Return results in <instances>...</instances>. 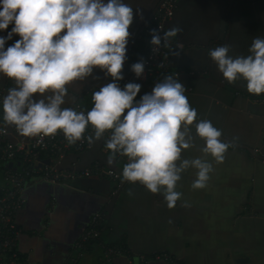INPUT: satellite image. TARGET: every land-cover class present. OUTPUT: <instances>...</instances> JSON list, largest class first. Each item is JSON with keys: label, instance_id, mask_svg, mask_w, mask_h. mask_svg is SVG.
I'll use <instances>...</instances> for the list:
<instances>
[{"label": "crops", "instance_id": "0c3cea01", "mask_svg": "<svg viewBox=\"0 0 264 264\" xmlns=\"http://www.w3.org/2000/svg\"><path fill=\"white\" fill-rule=\"evenodd\" d=\"M161 1L125 0L134 13L139 9L144 16L143 20L134 16L127 55L142 57L147 53L142 27ZM222 20L230 22L231 30L228 36L226 25L219 40ZM13 26L0 30V37H6ZM176 26L182 32L174 38L184 49L177 50L179 58L171 52L170 69L180 76L206 73L210 45L211 49L229 45L230 55H247L253 38H264V0H179L169 23L170 29ZM18 39L13 34L6 40L5 49ZM93 76L96 79L88 77L67 85L68 96L62 107L89 105L93 90L106 78L98 68ZM211 76L234 92L204 80L183 81L185 95L197 110V120L211 121L222 130L223 138L264 157V94H250L243 79L228 83L212 60ZM12 87L14 82L0 74L4 96ZM190 128L194 147L184 150L182 158H203L212 164L206 188H192L197 170L190 167L177 184L181 199L169 208L162 194L157 198L140 183L122 186L110 219L102 220V234L82 250L77 244L94 216L105 208L111 184L106 187L90 178L71 181L67 186L30 183L25 191L26 204L15 214L19 252L30 264H99L106 247L123 251L111 264H139L143 257L155 253H166L182 264H264V161L230 146L224 162L217 164L201 151L205 142ZM107 158L95 142L83 152H69L60 169H82L94 160L107 162Z\"/></svg>", "mask_w": 264, "mask_h": 264}, {"label": "clouds", "instance_id": "9594fccd", "mask_svg": "<svg viewBox=\"0 0 264 264\" xmlns=\"http://www.w3.org/2000/svg\"><path fill=\"white\" fill-rule=\"evenodd\" d=\"M134 16L144 19L143 11L134 13L125 0H0V30L14 24L6 37H0V74L15 84L2 101L3 122L21 136L38 137V143L62 132L67 143L75 145L85 140L90 125L92 134L86 139L92 146L107 133L108 165L117 163V157L127 158L121 182H139L151 193L162 194L173 208L182 197L176 190L182 173L195 168L192 188L204 189L213 172L207 159L182 158L184 150L194 147L190 126L196 122V134L205 142L201 151L217 164L224 162L231 145L211 121L197 120L178 77L166 75L138 101L142 85L120 87ZM181 32L178 26L162 36L159 28L150 30L152 52L169 47L179 58L181 53L171 49V38ZM13 34L20 39L5 49ZM230 51L231 46L222 45L208 54L228 83L243 79L250 94H264V38H253L247 55L232 56ZM145 64L141 59L132 65L136 77H144ZM95 68L112 82L92 94L91 110L62 107L67 85L96 79Z\"/></svg>", "mask_w": 264, "mask_h": 264}, {"label": "built area", "instance_id": "2783aa9c", "mask_svg": "<svg viewBox=\"0 0 264 264\" xmlns=\"http://www.w3.org/2000/svg\"><path fill=\"white\" fill-rule=\"evenodd\" d=\"M179 0H162L151 18L144 26L142 34L147 41L148 49L145 56L138 59H126L122 72L128 74L119 81L123 89L127 83H146L154 87L155 83L162 82L164 76L170 71V51L169 47H160L157 52H152L150 44V30L160 29L161 36L163 32L168 31L169 23L177 9ZM172 50H183L184 45L171 38ZM141 59L146 61L145 73L143 78H138L132 71V65ZM178 72L174 77H179ZM112 82L110 76H106L103 84ZM95 88L98 91L100 87ZM142 90V87H141ZM144 93H151L149 90ZM5 88H0V107L4 98ZM92 93V94H93ZM142 96H137L138 101ZM94 106L93 101L89 105H76L73 107L76 111L87 113ZM0 264H30L28 258L23 256L18 250V240L20 230L15 224V214L21 210L25 204V191L30 183L43 182L49 185H65L69 182L82 178H96L98 180H108L111 184L110 195H114L122 183V173L103 165L101 160H94L89 166L82 169H60L65 156L71 152H83L90 148L86 137L92 134V127L85 132V140L77 142L75 145H69L62 132H58L53 138L45 137L42 143H38L37 138L21 136L14 126H5L3 117L0 116ZM105 138L97 141L100 145L101 153L108 157L109 150L105 147ZM48 160V163L46 161ZM117 164L124 166L127 163L126 157H117ZM12 163V167L8 165ZM19 163V165H17ZM102 216L96 214L92 220V225L82 234L78 249H84L89 241L97 239L103 232ZM123 251L118 247H106L103 258L99 264H111L115 256L122 255ZM151 261H161L166 264H182L180 259L174 258L166 253H155L149 258H142L139 264H148Z\"/></svg>", "mask_w": 264, "mask_h": 264}, {"label": "water", "instance_id": "95a60500", "mask_svg": "<svg viewBox=\"0 0 264 264\" xmlns=\"http://www.w3.org/2000/svg\"><path fill=\"white\" fill-rule=\"evenodd\" d=\"M229 3H230V0H227ZM156 9H157V7L153 10V12L149 15V17H148V19L146 20V24L151 20V18L153 17V15H154V13H155V11H156ZM144 23V24H145ZM145 24V25H146ZM145 25H143V27H142V29L144 28V26ZM226 25H227V31H226V33L228 34V36H229V34H230V30H231V24H230V22L228 21H224V20H222L221 21V33H220V35H219V40H222V38H223V32L225 31V27H226ZM226 43V41L223 43V44H225ZM131 45H132V43L131 44H129V46H127V53H128V50L130 49V47H131ZM211 46L212 45H210V47H209V49H208V53H209V51L211 50ZM122 75L123 76H125V77H129L128 76V74H126V73H123L122 72ZM178 79H179V81L181 82V81H185V80H204V81H206V82H208L209 84H212V85H214V86H216V87H218V88H222V89H225V90H228V91H231V92H234L231 88H229L228 86H226L225 84H223L222 82H217V81H215L213 78H212V76H211V60H210V56H208V60H207V72L206 73H191V74H188V75H183V76H179L178 77ZM135 83H138V84H140V85H142V90L137 94V96H143L144 94V90L143 89H145V90H149L150 92L152 91V89H153V87H151V86H149L148 84H146V83H140V82H137V81H134ZM195 123L196 122H194V124L192 125V127L196 130V128H195ZM9 127V126H8ZM221 139L224 141V142H227V143H229L232 147H235V148H239V149H242V150H245V151H247L248 153H250V154H252V155H255L256 157H258L259 159H261V160H263L264 161V157H261V156H259L257 153H256V151L255 150H253V149H250V148H246V147H244V146H242V145H239L238 143H236V142H233V141H230V140H226L225 138H223V137H221ZM46 163H48V160L46 161ZM17 165H19V163H17ZM8 167H12V163H10L9 165H8ZM60 167V166H59ZM98 181H106V182H109L108 180H105V179H103V180H98ZM71 183L72 182H69V184L68 185H71ZM110 183V182H109ZM129 182H124V184H123V186L125 185V184H128ZM130 184H132V183H130ZM135 184H139V182H136ZM141 185V184H140ZM141 186H143V185H141ZM144 187V186H143ZM122 188L123 187H121V188H119L118 189V191L114 194V195H111V197H110V199L108 200V202H107V204H106V206H105V208H103V210H102V212H101V216H102V218L104 219H106L107 221L110 219V216H111V213H112V210H113V208H114V206H115V203H116V201H117V198H118V196H119V194H120V191L122 190ZM145 188V187H144ZM157 198H159V195L158 194H154Z\"/></svg>", "mask_w": 264, "mask_h": 264}, {"label": "trees", "instance_id": "16d2710c", "mask_svg": "<svg viewBox=\"0 0 264 264\" xmlns=\"http://www.w3.org/2000/svg\"><path fill=\"white\" fill-rule=\"evenodd\" d=\"M145 56V55H144ZM143 57V56H142ZM134 59H138V58H140V57H133ZM127 59H131V56L130 55H127ZM174 73H176V72H173L171 69H170V71L168 72V74L167 75H172V76H174ZM165 77V76H164ZM188 81V80H187ZM181 82H183V81H181ZM186 88V87H185ZM0 109H1V107H0ZM82 179H88V178H82ZM90 179H94V180H92L93 182L94 181H98V179H96V178H90ZM98 182H100V183H102V185H104V186H106V187H109L110 186V183L109 182H106V181H98ZM128 184H130V183H128ZM128 184H125L124 186H126V185H128Z\"/></svg>", "mask_w": 264, "mask_h": 264}, {"label": "rangeland", "instance_id": "374dc122", "mask_svg": "<svg viewBox=\"0 0 264 264\" xmlns=\"http://www.w3.org/2000/svg\"><path fill=\"white\" fill-rule=\"evenodd\" d=\"M103 165H106L107 167H109V168H112V169H114V170H116L117 172H119V173H122V170H123V167L121 166V165H118L117 163H114L115 164V167H112V166H109L108 165V163L107 162H104V163H102ZM152 262V261H151ZM154 262V261H153ZM150 263V262H149ZM148 263V264H149ZM156 263V262H155Z\"/></svg>", "mask_w": 264, "mask_h": 264}]
</instances>
